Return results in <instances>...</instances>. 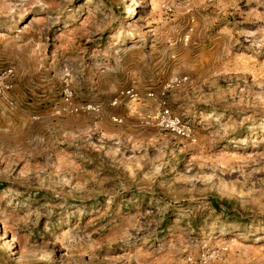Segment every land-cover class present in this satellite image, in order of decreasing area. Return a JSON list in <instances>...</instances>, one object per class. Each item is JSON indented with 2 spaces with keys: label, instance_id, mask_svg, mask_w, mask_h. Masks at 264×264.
I'll list each match as a JSON object with an SVG mask.
<instances>
[{
  "label": "rangeland",
  "instance_id": "374dc122",
  "mask_svg": "<svg viewBox=\"0 0 264 264\" xmlns=\"http://www.w3.org/2000/svg\"><path fill=\"white\" fill-rule=\"evenodd\" d=\"M0 264H264V0H0Z\"/></svg>",
  "mask_w": 264,
  "mask_h": 264
},
{
  "label": "built area",
  "instance_id": "2783aa9c",
  "mask_svg": "<svg viewBox=\"0 0 264 264\" xmlns=\"http://www.w3.org/2000/svg\"><path fill=\"white\" fill-rule=\"evenodd\" d=\"M166 114H168V111H165Z\"/></svg>",
  "mask_w": 264,
  "mask_h": 264
},
{
  "label": "bare ground",
  "instance_id": "6f19581e",
  "mask_svg": "<svg viewBox=\"0 0 264 264\" xmlns=\"http://www.w3.org/2000/svg\"><path fill=\"white\" fill-rule=\"evenodd\" d=\"M35 21V20H34Z\"/></svg>",
  "mask_w": 264,
  "mask_h": 264
}]
</instances>
